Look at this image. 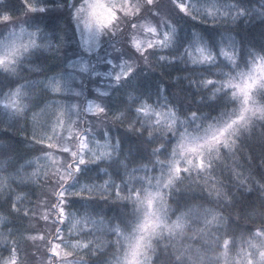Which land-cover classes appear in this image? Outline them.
Listing matches in <instances>:
<instances>
[{
  "label": "snow or ice",
  "instance_id": "snow-or-ice-1",
  "mask_svg": "<svg viewBox=\"0 0 264 264\" xmlns=\"http://www.w3.org/2000/svg\"><path fill=\"white\" fill-rule=\"evenodd\" d=\"M0 264H264V0H0Z\"/></svg>",
  "mask_w": 264,
  "mask_h": 264
},
{
  "label": "trees",
  "instance_id": "trees-1",
  "mask_svg": "<svg viewBox=\"0 0 264 264\" xmlns=\"http://www.w3.org/2000/svg\"><path fill=\"white\" fill-rule=\"evenodd\" d=\"M256 31L258 32L259 31V29H258V27L256 28ZM151 77L153 78V79H155L156 78V74H151ZM40 189H37V194L39 195V193H40ZM35 198V197H34Z\"/></svg>",
  "mask_w": 264,
  "mask_h": 264
}]
</instances>
